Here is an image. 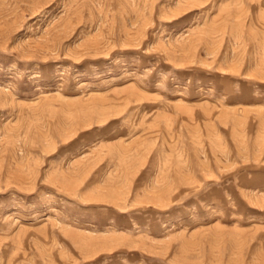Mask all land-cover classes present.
<instances>
[{
	"label": "rangeland",
	"instance_id": "1",
	"mask_svg": "<svg viewBox=\"0 0 264 264\" xmlns=\"http://www.w3.org/2000/svg\"><path fill=\"white\" fill-rule=\"evenodd\" d=\"M0 264H264V0H0Z\"/></svg>",
	"mask_w": 264,
	"mask_h": 264
}]
</instances>
